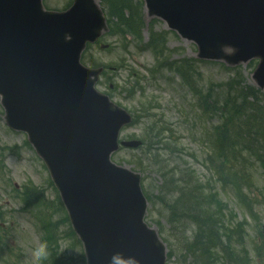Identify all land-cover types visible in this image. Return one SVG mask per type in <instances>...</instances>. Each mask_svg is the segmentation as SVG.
<instances>
[{"label": "water", "instance_id": "95a60500", "mask_svg": "<svg viewBox=\"0 0 264 264\" xmlns=\"http://www.w3.org/2000/svg\"><path fill=\"white\" fill-rule=\"evenodd\" d=\"M144 1L148 16L198 45L199 58L260 59L253 79L264 88V0ZM41 2L0 0L7 123L26 131L44 159L88 264H164V246L142 220L138 176L109 163L123 112L91 105L98 71L79 64L86 41L106 30L104 18L94 0H76L62 14L45 11Z\"/></svg>", "mask_w": 264, "mask_h": 264}, {"label": "rangeland", "instance_id": "374dc122", "mask_svg": "<svg viewBox=\"0 0 264 264\" xmlns=\"http://www.w3.org/2000/svg\"><path fill=\"white\" fill-rule=\"evenodd\" d=\"M69 3L70 0H44V6L51 11H53L52 9L61 11L69 5ZM149 20L150 19L147 18V22ZM153 27L154 31H164L163 35L167 38L166 50L162 51L157 48L159 56L161 55L160 59L156 58L149 48L146 47L145 49L139 44V39L138 36L136 38L135 30L134 34L128 35L126 40L121 38V36L103 39L104 44L109 46L108 49L100 50L97 47H91L89 54L93 53L94 57L101 65H119V67L113 70H107V73L112 75V85L110 83L109 85L112 86L113 89V91H111L113 94L112 97L120 107L133 112L137 111L139 107H143L140 102L141 100H146V98L156 99L160 110L156 111L157 113L154 114L157 115L162 113L164 119L171 127L173 126L176 130L181 131H177L180 134L177 138L182 142L187 154L196 157V161L190 159L186 154L181 160L182 162H186L197 172L201 181L204 183L210 176V173L205 171V167L202 163L208 151H206L201 144L202 142L199 135L192 130L195 126L201 125L198 119H193L189 116V112H192L191 107L194 106L191 102L192 96L186 94L183 89L181 90L178 83L179 81L175 79L173 74H167L163 69L164 66L159 62V60L163 62V59L166 61L169 56L170 60L174 62L190 60L195 57L197 48L194 43H190L178 37L174 32L167 29L160 20H157ZM147 38L148 28L146 26L145 30H143V44L148 41ZM255 66L256 63L240 65L244 80L251 85L253 83L251 75L255 70ZM126 70L130 71V73ZM194 70L201 73V82L199 78L193 79L194 84L200 83L199 87L201 89L204 87V81L226 83L227 79L233 76V72L224 69L220 63L215 61L197 63V65H194ZM133 75L134 78H131ZM135 80L143 81L141 83V88L144 90V97L140 96L139 98L138 94H136L134 98L124 96L120 91L130 88V83H133ZM106 85L107 84L104 85L102 83L98 87L99 91L102 93L107 92ZM183 110L186 111L189 116L185 121L183 120L184 116L181 115V111ZM3 117L4 113L0 102V154L3 155L0 157V248L3 249L4 247L3 250L0 249V264H38V249L41 245H44L41 238L42 235L38 232V220L32 216L34 213L26 214L21 211L24 202L17 197V194L23 192L24 186L28 185V180L33 182L32 185L34 187L45 188L47 190L46 196L49 201L54 197L53 190L47 188L50 181L47 170L43 167L42 160L36 157L32 147L26 144V135L9 131L4 123ZM202 126L204 128H209L210 125ZM142 128L143 124L140 123L136 126L127 128V131H125L123 135L125 138L128 135H136L138 137L144 132ZM7 148H9V150H7ZM136 154V151L120 150L117 152V155L112 158V162L133 169L135 165L128 163V161L133 160ZM145 163H147L145 165V170L139 173L142 175L143 186H145L149 196L153 197L159 192V174H157L156 169L151 163L147 161H145ZM253 170L254 180L259 190H262L264 193V175L262 174V169H260L258 165H254ZM220 197L225 204L229 205L231 210L235 211L238 222L244 219L247 220L245 247L250 251L253 264H264V258L259 259L255 256L254 246L260 243L261 240L257 236L258 230L257 227L254 226L253 220L246 215L245 210L236 202L232 195L220 193ZM261 197L260 195L258 196L257 202L254 205V211L260 216V226L263 227L264 202ZM161 207L163 208L157 201H154L153 206L148 205L145 220L156 230H158L156 221L161 222L164 233L160 237L162 240L166 241L165 245L167 251L171 249L175 255L168 264H189L187 262H182V252L178 250L179 245L176 241L177 238L182 237V229L179 228V233H175L174 236L171 234L165 215H162L163 209ZM61 216L62 214L56 211L52 214L51 221H59ZM58 225L59 224H57V226ZM65 229V225L60 228L61 231ZM183 229L184 231H188L185 237H188L192 232L190 224H187ZM57 235L61 236L63 234L57 232ZM56 244L61 248L59 252L61 251L62 253L65 252L66 254L76 255L80 250L79 245L74 244L73 240L68 237H64L61 240L56 239ZM174 246L175 250L173 249Z\"/></svg>", "mask_w": 264, "mask_h": 264}, {"label": "trees", "instance_id": "16d2710c", "mask_svg": "<svg viewBox=\"0 0 264 264\" xmlns=\"http://www.w3.org/2000/svg\"><path fill=\"white\" fill-rule=\"evenodd\" d=\"M108 7L110 18L116 20L111 26L114 32L126 35L134 34L135 30L136 38L140 36L144 16L138 0H112ZM149 39V46L152 48L165 42L162 35L154 32L150 33ZM172 65L176 69L183 68L182 65ZM181 73L183 80L188 81V72L181 70ZM221 88L220 85L211 86L204 94H198L204 114L218 111L222 115L221 123L211 135L212 154L205 161L213 168L218 181L221 179L225 188L236 190L246 199L242 191L253 182L251 163L259 161L264 169V108L260 107L259 94L251 87L238 89L237 83H229L223 86V90ZM215 91L218 92L216 95ZM207 101H211L213 106L206 105ZM149 129L147 136H151L148 140L162 144L169 155L179 154L180 150L176 146L172 148L165 138L171 132L169 129L153 128L152 125ZM163 175V189L174 196L167 205L171 224L183 217L189 218L194 225L195 232L186 247L187 252L193 256L194 263L217 264L223 258L232 261L229 251L232 237L233 234L240 235L243 232V224L237 225L238 228L224 227L223 221L228 222L235 216L231 213H227V216L224 214L226 206L217 201L218 196L210 189L211 183L204 186L190 169L174 167ZM250 215L255 217L253 213ZM249 263L246 253L243 258L234 262Z\"/></svg>", "mask_w": 264, "mask_h": 264}, {"label": "clouds", "instance_id": "9594fccd", "mask_svg": "<svg viewBox=\"0 0 264 264\" xmlns=\"http://www.w3.org/2000/svg\"><path fill=\"white\" fill-rule=\"evenodd\" d=\"M46 248H47L46 244L40 246V248L38 249V253L40 256H46L47 255Z\"/></svg>", "mask_w": 264, "mask_h": 264}]
</instances>
